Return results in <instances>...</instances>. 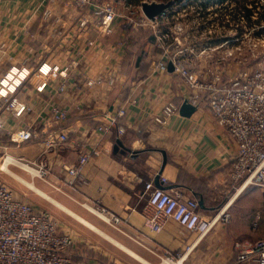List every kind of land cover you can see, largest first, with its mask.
Listing matches in <instances>:
<instances>
[{"label": "crops", "instance_id": "0c3cea01", "mask_svg": "<svg viewBox=\"0 0 264 264\" xmlns=\"http://www.w3.org/2000/svg\"><path fill=\"white\" fill-rule=\"evenodd\" d=\"M83 19L87 23L81 27ZM114 26V33L104 34L90 12L77 10L68 0H0V80L11 67L29 72L15 94L26 110L0 112V130L8 136L22 130L39 135L4 148L15 159L38 161L47 132L67 133L69 141L46 155L49 170L43 181L48 185L39 191L50 197L47 193L53 189L78 209L86 204L95 218L76 214L65 201L56 200L66 212L93 225L95 229L79 219L97 239L121 251H111L92 235L81 240L60 228L73 242L65 255L73 264H166L161 262L165 253L179 259L177 264H254L238 262L233 244L264 239V203L254 187L234 191L229 177L234 141L217 126L205 104L196 106L189 117L177 111L165 124H157L154 117L166 103L179 109L188 100V88L168 70V62L164 70L155 68L162 51L153 35L143 48V41L136 42V32L124 21L117 19ZM73 61L78 65L67 78L47 69ZM87 77H113L115 82L87 90L83 85ZM63 80L68 87L59 93ZM5 91L0 83V98ZM54 105L69 111L64 124L50 123L49 109ZM124 106L126 132L118 134L116 126L100 131L106 125L105 114L115 115ZM84 145L96 146L101 155L84 166V182L72 189L67 170L77 163ZM158 174L165 179L166 190H181L201 200L204 219L226 208L230 222L218 220L205 234L189 232L173 221L160 232L152 231L143 215L145 182ZM112 216L121 223L108 222Z\"/></svg>", "mask_w": 264, "mask_h": 264}, {"label": "built area", "instance_id": "2783aa9c", "mask_svg": "<svg viewBox=\"0 0 264 264\" xmlns=\"http://www.w3.org/2000/svg\"><path fill=\"white\" fill-rule=\"evenodd\" d=\"M148 1L68 0L77 10L90 12L95 17L97 27L104 34L114 33L117 19L124 21L133 32L140 29L151 31L156 47L162 51L160 59L154 62L155 68L164 70L167 62H171L173 73L182 79L188 88V101L194 106L205 104L217 126L225 129L234 141L236 152L231 159L229 177L235 193L259 187L264 202V70L245 67V60L236 59L233 50L228 52V58L225 59L222 56L213 58V53L206 54L207 48H183L182 43L189 41L184 25L173 21L176 13L167 12L166 9L150 20L141 8V4ZM201 13L204 14H198ZM46 15H49V11H45ZM86 23L83 19L80 26L83 27ZM169 23L171 25H168ZM60 34L61 32H58V35ZM88 44L92 45L93 42ZM195 51L198 53H194ZM189 53L196 55L195 62L187 56ZM193 63L197 64L199 69L196 70ZM232 63L237 64V67L235 72L230 73ZM77 65L78 62L73 61L63 68L54 66L47 69L58 71L62 78H67ZM28 75L29 72L23 68L8 69L0 80L2 87L6 89L0 98V112L14 110L15 114H21L26 110L25 106L19 105L15 94L23 86ZM114 82L113 77H87L83 85L89 90L104 83L113 85ZM67 87V82L63 80L57 90L63 93ZM177 111L178 106L169 101L154 117V121L163 125ZM126 114L125 106L120 107L115 115L106 113V125L100 126L99 130L104 132L110 126H116L118 134L125 133ZM69 117L70 113L65 108L54 105L49 109L50 123L61 125L67 122ZM38 137V134H33L30 130L10 135L15 143ZM68 141L69 136L63 131L47 132L41 140L43 153L38 161H28L23 157L16 159L27 168L38 169L40 176L45 178L49 170L45 161L46 155L55 154L57 148ZM100 155L101 151L94 145H84L80 148L77 163L67 170L70 188L76 189L77 185L84 182V166ZM158 182L160 186H157L154 180L145 182L146 204L143 215L152 231L160 232L167 221H173L189 232L199 231L200 234H205L218 220L225 224L230 222L231 215L226 208L206 220L201 216L198 199L187 197L181 190H166L165 179L160 176ZM83 206L90 210L86 204ZM100 213L105 214V210L102 209ZM107 221L117 226L122 220L112 216L107 218ZM72 244L70 237L60 230L55 220L17 197L14 191L0 180V264H73L71 258L65 255L67 248ZM233 246L238 262L264 264V239L235 241ZM161 261L177 264L179 259L176 260L174 256L165 253Z\"/></svg>", "mask_w": 264, "mask_h": 264}, {"label": "rangeland", "instance_id": "374dc122", "mask_svg": "<svg viewBox=\"0 0 264 264\" xmlns=\"http://www.w3.org/2000/svg\"><path fill=\"white\" fill-rule=\"evenodd\" d=\"M170 1L171 7L166 11L176 13L173 21L182 23L188 36L189 43L183 42L181 45L183 48L190 46L201 48V50L207 48L206 54L207 52L213 53V58L222 56L225 59L228 58V52L233 50L236 59L245 60V67L264 70V0ZM148 2H158V0H149ZM199 12H204V14L201 13L203 14L201 16L198 14ZM169 22L172 21L169 20ZM146 31L153 35L150 30ZM194 53L197 54L198 51ZM187 56L193 62L197 60L193 53H189ZM194 66L196 70L199 69L197 64L193 63ZM236 67L237 64L232 63L229 72H235ZM4 147L5 144L0 142V180L5 182L17 197L29 202L37 211L45 212L57 222L59 228L65 230L70 236H77L81 240H86L83 235L88 237L89 234L94 237L95 241H101L104 246L111 248V251L116 249L121 253L120 249L109 241L97 239L98 236L95 235L94 231L89 230L88 227L82 225L81 220L79 221L82 218L78 219L72 213L66 212L56 203V200L65 201L76 214L87 216L89 213L92 218H95L93 212L83 207H79V209L72 207L70 200H66L62 195L53 192V189L47 193L50 197L44 193L46 197L41 196L38 190L44 191L48 184L46 185L43 181L44 177L40 176L38 169L27 168L20 164L13 157V154ZM7 161L11 164H8L5 169L4 164ZM254 188L261 192L262 197L261 189L259 187ZM252 201L259 202L255 198Z\"/></svg>", "mask_w": 264, "mask_h": 264}, {"label": "water", "instance_id": "95a60500", "mask_svg": "<svg viewBox=\"0 0 264 264\" xmlns=\"http://www.w3.org/2000/svg\"><path fill=\"white\" fill-rule=\"evenodd\" d=\"M171 6V1L168 2H144L141 4L142 12L145 14L147 18L153 20L156 15L165 11ZM168 70L170 72L173 71V65L171 62L168 63ZM196 110V106L192 105L188 100H184L179 106L178 112L180 116L189 117ZM159 176L158 174L154 180L157 186L159 184ZM199 205L202 208V201L199 200Z\"/></svg>", "mask_w": 264, "mask_h": 264}, {"label": "trees", "instance_id": "16d2710c", "mask_svg": "<svg viewBox=\"0 0 264 264\" xmlns=\"http://www.w3.org/2000/svg\"><path fill=\"white\" fill-rule=\"evenodd\" d=\"M159 1L168 2L170 0H159ZM177 1H181V0H177ZM135 35H136V42L143 41V48H146V42L151 41V39L153 38L152 35H150L149 33H147L146 30H143V29L138 30V32H136ZM143 55L144 54H142V56ZM0 142L4 143L6 146H10V147L16 145V143L11 140L10 136H8L2 130H0Z\"/></svg>", "mask_w": 264, "mask_h": 264}, {"label": "bare ground", "instance_id": "6f19581e", "mask_svg": "<svg viewBox=\"0 0 264 264\" xmlns=\"http://www.w3.org/2000/svg\"><path fill=\"white\" fill-rule=\"evenodd\" d=\"M8 164H11V162H8V161H7V162L4 164V168H5V169H6V167H7ZM38 192L40 193L41 196L46 197V196H45L42 192H40L39 190H38ZM80 220H81L82 223L88 225L90 228H93V229L95 228L93 225L89 224V223L86 222L85 220H83V219H80Z\"/></svg>", "mask_w": 264, "mask_h": 264}]
</instances>
